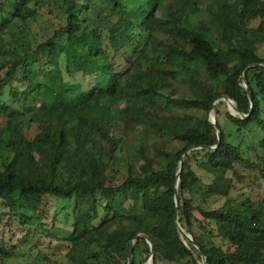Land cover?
I'll return each instance as SVG.
<instances>
[{"label": "trees", "instance_id": "trees-1", "mask_svg": "<svg viewBox=\"0 0 264 264\" xmlns=\"http://www.w3.org/2000/svg\"><path fill=\"white\" fill-rule=\"evenodd\" d=\"M259 43L264 0H0V264H264Z\"/></svg>", "mask_w": 264, "mask_h": 264}, {"label": "rangeland", "instance_id": "rangeland-1", "mask_svg": "<svg viewBox=\"0 0 264 264\" xmlns=\"http://www.w3.org/2000/svg\"><path fill=\"white\" fill-rule=\"evenodd\" d=\"M162 11V7L160 6L157 10L158 13H160ZM199 15L202 19L206 20L209 17V13L202 9L199 11ZM49 18H51L53 20L52 14L45 11L42 13L41 16H38V18L36 20H31L30 21V25H29V29H28V33L36 34V35H40L42 33L45 32L47 26L51 27L53 26L52 24V20H51V24H50V20ZM31 29V32H30ZM30 34V36H32ZM39 38V37H38ZM242 44H247L251 47H253L254 45L248 41L246 38H242ZM258 51L260 53H264V43H259L258 44ZM227 105L228 108L233 109L232 108V102H230L229 100H227ZM209 116L210 118H214L213 117V113L210 111L209 112ZM178 117L180 118V115L178 114ZM131 134L129 135V137L131 138ZM108 139H110L108 137ZM255 147V149L253 150V146ZM243 150L246 151L247 155L255 160L256 159V154H262V149L261 147H259V145L257 144H251L249 142V140H247L246 145L243 147ZM111 151V148H109L108 150H106L105 152V156H107ZM130 161H132L133 163H137V161L133 158L130 157ZM263 164V163H262ZM247 169V168H246ZM252 171L253 173H257V170L255 169H247ZM245 170L244 171V175L242 174H233V182L235 185V188L232 189L231 191V197H235L237 199L242 198L244 195L246 194H250L251 189L250 186L248 185V176L246 175V173H248V171ZM202 178L203 180H207L206 178V174L202 171L201 172ZM244 176V177H243ZM261 178V177H260ZM263 178L260 179V184L263 182ZM255 186V185H254ZM255 189V188H254ZM259 191H261L264 194V184L261 185V188L259 189ZM193 201L195 204H199L201 202V196L199 192H194L193 194ZM220 202H222L220 200ZM219 204V203H218ZM217 204V205H218ZM69 208V207H67ZM65 212L62 211L60 212V216L62 217V214H64ZM198 214V213H197ZM2 222L6 221L7 219V214H2ZM5 226V235H9L12 234L11 231L8 232V228L10 227L8 224H4ZM17 235H21V232H16ZM187 236L191 239V235L187 233ZM26 240V251L24 252L23 255H19V256H15L11 259L6 260L3 264H61V261L63 260L62 255H57L54 252H51L52 250L55 251L57 250H62L64 251V246L58 241H54V240H49V238H42L39 237L38 234L36 233H32L31 235H28ZM25 238V239H26ZM37 247H40V249H42L41 251L38 250ZM47 251V256L45 257L43 255L42 252ZM59 261V262H58ZM148 264V262H147ZM165 264H175L173 262H167ZM182 264V263H181ZM198 264H203L202 259H198Z\"/></svg>", "mask_w": 264, "mask_h": 264}, {"label": "water", "instance_id": "water-1", "mask_svg": "<svg viewBox=\"0 0 264 264\" xmlns=\"http://www.w3.org/2000/svg\"><path fill=\"white\" fill-rule=\"evenodd\" d=\"M247 89H248V87H247ZM249 95H250V93H249ZM223 97L224 98H228L226 95H223ZM228 100L230 101V102H232V100H230L229 98H228ZM214 121V120H213ZM177 200H178V193L176 192L175 193V201H176V203H177ZM150 249H151V252L153 251V247H152V245L150 244ZM131 250H132V243H131V245H130V252H131ZM129 264H131V257H129Z\"/></svg>", "mask_w": 264, "mask_h": 264}]
</instances>
